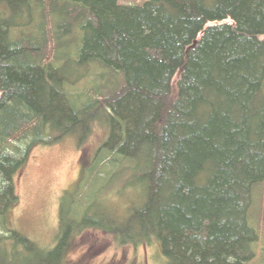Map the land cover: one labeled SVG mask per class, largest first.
I'll list each match as a JSON object with an SVG mask.
<instances>
[{"label": "trees", "instance_id": "obj_1", "mask_svg": "<svg viewBox=\"0 0 264 264\" xmlns=\"http://www.w3.org/2000/svg\"><path fill=\"white\" fill-rule=\"evenodd\" d=\"M2 2L0 264H64L70 238L91 229L124 243L157 239L168 264L252 263L251 209L264 192V0ZM66 61L113 70L118 87L102 74L72 93L57 68ZM96 123L110 136L85 177L135 163L130 187H143L142 207L122 221L91 215L89 203L73 216L62 208L59 243L43 250L6 225L17 179L34 148L67 137L81 146Z\"/></svg>", "mask_w": 264, "mask_h": 264}, {"label": "rangeland", "instance_id": "obj_2", "mask_svg": "<svg viewBox=\"0 0 264 264\" xmlns=\"http://www.w3.org/2000/svg\"><path fill=\"white\" fill-rule=\"evenodd\" d=\"M144 1L149 0H119V3L136 5ZM7 6L0 0V19L7 18ZM11 19L14 22L19 20L17 16ZM19 21L28 23L25 17ZM40 21L39 15L34 26ZM33 27L29 30H34ZM13 34L17 36L16 28ZM77 37L78 40L82 38L80 33ZM74 55L71 57L76 60ZM57 68L71 80L74 89L71 87L70 91L75 94H83L95 87L102 74L105 81L111 82L109 87H118L119 77L111 69L95 65L80 66L74 61L57 64ZM109 136L108 126L96 123L90 137L81 146L75 137H67L55 145L34 148L17 179L19 201L6 215L7 227L49 251L58 245L63 231L62 208L68 210V216H73V213L79 212V204L89 203V206L93 205L91 215L103 212L106 218L110 216L113 219L114 215L121 221L139 210L144 202V189L136 185L130 187L131 178L136 172L135 163L109 164L112 174L116 172L114 177L93 179L88 172L86 177L84 175L85 167H93L92 163L97 160ZM76 200L78 203H75ZM250 224L259 232V242L254 245L256 258L250 264H264V192L263 196L258 192L255 197ZM64 264H168V261L157 239L124 243L114 234L91 229L70 238Z\"/></svg>", "mask_w": 264, "mask_h": 264}]
</instances>
